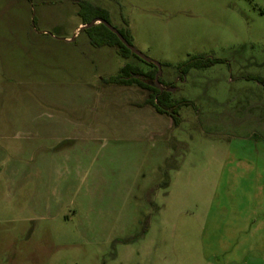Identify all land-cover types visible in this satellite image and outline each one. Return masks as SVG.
<instances>
[{
  "label": "rangeland",
  "instance_id": "obj_1",
  "mask_svg": "<svg viewBox=\"0 0 264 264\" xmlns=\"http://www.w3.org/2000/svg\"><path fill=\"white\" fill-rule=\"evenodd\" d=\"M94 19L189 101L178 125L106 82L153 68L92 46ZM194 56L220 62L181 79ZM248 76L264 78V0H0V264H264V87Z\"/></svg>",
  "mask_w": 264,
  "mask_h": 264
},
{
  "label": "trees",
  "instance_id": "obj_2",
  "mask_svg": "<svg viewBox=\"0 0 264 264\" xmlns=\"http://www.w3.org/2000/svg\"><path fill=\"white\" fill-rule=\"evenodd\" d=\"M80 4V2H77ZM97 13L96 17L107 20V16L105 17V12L97 7H93ZM87 22L82 20L81 25H86ZM95 27H98L101 33L99 34L101 41L97 44H94L92 40H90V44L95 47H110L115 50V52L123 57L128 58L129 55H133L128 49H126L118 40V38L110 32L106 27L102 24H96ZM119 33L123 36V34L119 31ZM123 38L129 43V41L123 36ZM139 59L138 57H136ZM140 60V59H139ZM220 62L219 60L209 59L206 57L194 56L191 57L186 62L182 63L178 66L177 70L180 74V78L182 79L191 69H204L215 65ZM151 66L153 69L149 71H142L139 67L126 64L124 65L118 72L117 75L110 77L106 80L108 84H114L118 86H136L148 92L147 103L152 105L157 113L167 114L171 119L173 125H178L179 116L178 110L183 105H189V101H179L173 102L170 99V93L168 90L163 89V91H159L157 87H155L154 83V75L157 71L156 67L151 63H146ZM160 79V76H159ZM247 80L254 81L264 87V78L257 76H248ZM168 88L172 87V84L166 86Z\"/></svg>",
  "mask_w": 264,
  "mask_h": 264
},
{
  "label": "water",
  "instance_id": "obj_3",
  "mask_svg": "<svg viewBox=\"0 0 264 264\" xmlns=\"http://www.w3.org/2000/svg\"><path fill=\"white\" fill-rule=\"evenodd\" d=\"M99 23L102 24L104 27H106L110 32H112L120 41V43L126 48L128 49L133 55H135L136 57H138L139 59H141L142 61L146 62V63H151L153 64L157 71L154 75V83H155V87H157L159 89V91H163V87L160 85L159 83V76L161 74V69H160V65L150 59H148L147 57H145L144 55H142L140 52H138L134 47H132L124 38L123 36L119 33L118 30H116L115 28H113L109 23H107L106 21L102 20V19H94L90 24L85 25L82 27V29H86V28H90L91 26H93L94 24ZM170 92H173V89L169 90Z\"/></svg>",
  "mask_w": 264,
  "mask_h": 264
},
{
  "label": "flooded vegetation",
  "instance_id": "obj_4",
  "mask_svg": "<svg viewBox=\"0 0 264 264\" xmlns=\"http://www.w3.org/2000/svg\"><path fill=\"white\" fill-rule=\"evenodd\" d=\"M163 89H166V90H170V89H172V88H168V87H163ZM170 92V91H169Z\"/></svg>",
  "mask_w": 264,
  "mask_h": 264
},
{
  "label": "crops",
  "instance_id": "obj_5",
  "mask_svg": "<svg viewBox=\"0 0 264 264\" xmlns=\"http://www.w3.org/2000/svg\"><path fill=\"white\" fill-rule=\"evenodd\" d=\"M81 25V24H80Z\"/></svg>",
  "mask_w": 264,
  "mask_h": 264
}]
</instances>
